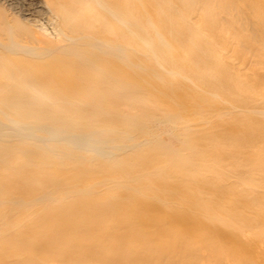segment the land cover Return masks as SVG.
I'll return each instance as SVG.
<instances>
[{
    "label": "bare ground",
    "instance_id": "obj_1",
    "mask_svg": "<svg viewBox=\"0 0 264 264\" xmlns=\"http://www.w3.org/2000/svg\"><path fill=\"white\" fill-rule=\"evenodd\" d=\"M32 1L43 23L54 31L53 40L0 14V203L4 199L11 207V220L4 219L3 226L17 230L10 237L13 249L0 252V264L12 258L15 264H89L100 253L119 250L130 237L145 232L140 221L147 227L162 224L160 217L172 223L194 220L186 213L185 205L193 198L187 196L191 187L187 183L204 165L182 163L185 154L167 147L148 126L158 110L165 120L178 117L168 110L172 95L155 88L165 77L177 75L170 67L175 58L170 54L172 45L163 42L165 36L157 26V6L145 0ZM257 4L264 12V0ZM33 23L43 29L42 22ZM154 41L161 45L159 54L148 48ZM138 50L146 63L130 57ZM225 78L229 91L247 87L241 82L234 86V76ZM135 84L160 95L163 104L147 109L134 102ZM122 106H129L131 113L122 112ZM232 110L221 113L237 109ZM237 213L233 214L239 218ZM210 214L206 213V221L230 234V224L226 228L223 218ZM96 240L101 246L91 244ZM133 256L131 262L119 256L95 263L152 264Z\"/></svg>",
    "mask_w": 264,
    "mask_h": 264
},
{
    "label": "rangeland",
    "instance_id": "obj_2",
    "mask_svg": "<svg viewBox=\"0 0 264 264\" xmlns=\"http://www.w3.org/2000/svg\"><path fill=\"white\" fill-rule=\"evenodd\" d=\"M145 1H150V4L157 6L155 17L157 21L160 19L157 26H161L160 30L162 31L159 32L163 34V37L165 36L164 43H171L170 54L175 55L170 67L177 75L165 77L167 83L163 79L158 82L160 87L156 83L155 88L167 89L165 92L172 95V103L169 106L171 110H168L174 116L178 114L177 120H165V114L158 110L155 117L149 119L148 126L151 129L154 128L152 130L157 133L155 135L158 136V140L165 143L167 147L185 154L186 162L182 163L191 164V162L201 161L204 165L199 173L196 171L198 175L196 173L194 177L192 175L193 181L190 179L187 183L191 185L189 190L187 189V196L193 198L188 199L187 202L190 203H187L188 206L185 205L188 209L186 213L193 216L194 220L182 219L178 223H172L169 218L160 217L161 219L158 221L163 225L152 224L147 227L140 221L145 232L139 236L130 237L129 243L119 250L111 249L104 252V255L108 253V256L100 253L89 264L100 262V260L103 262L109 260L110 257V259H118L122 255L121 258L125 262H131L134 258L133 255H137L152 264H264V114H262L264 113V12L258 7L259 0H243V2L242 0H162L164 5L162 2L159 5L161 0ZM0 2V14L6 13L17 24L22 21V24L26 23L27 25H24L35 32L36 30L41 32L40 36L54 39V31L43 23L42 13L34 1L0 0ZM161 5L163 6L161 7ZM252 5L256 10L259 9L256 11ZM164 6L165 8H163ZM5 10L9 11L5 12ZM23 14H31L30 18H26L33 22L34 20L42 22L43 29L36 28L31 21L27 22L29 20L26 21ZM132 14L134 15V12ZM38 16H40L39 19ZM169 19L172 23H168ZM33 24L34 26H32ZM131 37L138 39L133 34ZM194 39L196 40L194 41ZM159 45L155 41L149 42L148 48L154 49L159 54ZM146 50L148 49L146 48ZM139 52L140 50L130 54V57L147 62ZM210 53H213L214 57ZM226 75L235 77L232 81L235 83L234 86L241 82V84L248 83L247 87L241 91L227 90V86H225L227 83L224 80ZM225 79L229 80L228 77ZM252 83L260 85V87L251 89L250 87L253 85L249 84ZM134 91L133 101L147 109L158 107L164 102V98L160 95H152L151 90L142 85H136ZM226 108L230 112L232 109L238 111L236 110L234 113L232 110L231 115L222 114L227 111ZM128 111L131 113L129 106H122V112L127 113ZM216 115L223 116L217 118ZM182 116L184 119L181 118ZM133 123L130 124L133 126ZM181 123L184 126L190 124V131L186 128V130L183 129L184 126ZM136 127L139 128V126ZM136 134L139 135V131ZM251 145L253 147L250 149ZM183 148L189 150L185 149L186 152ZM196 157L199 159L197 160ZM202 179L204 180L202 181ZM191 183H200V185ZM217 183L224 184L218 185ZM163 193L165 192L161 191L160 194ZM2 201L5 203L4 199ZM4 203H0V252L13 249V240L10 237L15 234L14 231H17L13 226H3V223L12 216L9 217L10 204ZM38 209L40 208H35L37 211ZM235 212H238L239 218L234 216ZM206 213H211L210 216L223 218L225 224H223L224 222L222 224L226 228L230 224V234L220 232L209 223L210 221L207 222ZM7 216L8 219H6ZM240 218H244V221H239ZM223 225L220 227L222 228ZM91 244L101 246L98 240ZM233 249L236 258L233 257ZM228 252L231 254L229 255ZM15 262L16 259L12 258L5 263L15 264ZM137 264L143 263L137 262Z\"/></svg>",
    "mask_w": 264,
    "mask_h": 264
}]
</instances>
